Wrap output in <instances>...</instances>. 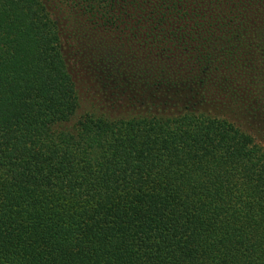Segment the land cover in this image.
I'll return each mask as SVG.
<instances>
[{
    "label": "trees",
    "instance_id": "16d2710c",
    "mask_svg": "<svg viewBox=\"0 0 264 264\" xmlns=\"http://www.w3.org/2000/svg\"><path fill=\"white\" fill-rule=\"evenodd\" d=\"M0 264H264V0H0Z\"/></svg>",
    "mask_w": 264,
    "mask_h": 264
},
{
    "label": "rangeland",
    "instance_id": "374dc122",
    "mask_svg": "<svg viewBox=\"0 0 264 264\" xmlns=\"http://www.w3.org/2000/svg\"><path fill=\"white\" fill-rule=\"evenodd\" d=\"M81 107L82 109H87L88 108V104L86 100H81Z\"/></svg>",
    "mask_w": 264,
    "mask_h": 264
}]
</instances>
